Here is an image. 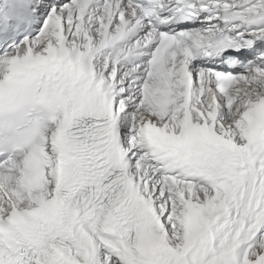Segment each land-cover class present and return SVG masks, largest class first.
Instances as JSON below:
<instances>
[{
  "label": "snow or ice",
  "instance_id": "6c2138e0",
  "mask_svg": "<svg viewBox=\"0 0 264 264\" xmlns=\"http://www.w3.org/2000/svg\"><path fill=\"white\" fill-rule=\"evenodd\" d=\"M62 110L0 155V264H264V0H0V73Z\"/></svg>",
  "mask_w": 264,
  "mask_h": 264
},
{
  "label": "clouds",
  "instance_id": "9594fccd",
  "mask_svg": "<svg viewBox=\"0 0 264 264\" xmlns=\"http://www.w3.org/2000/svg\"><path fill=\"white\" fill-rule=\"evenodd\" d=\"M65 103L63 94L45 87L31 69L0 73V155L17 150L38 123L50 120Z\"/></svg>",
  "mask_w": 264,
  "mask_h": 264
}]
</instances>
